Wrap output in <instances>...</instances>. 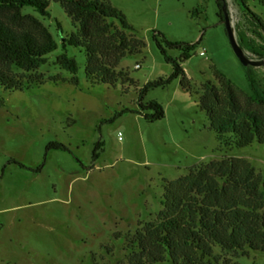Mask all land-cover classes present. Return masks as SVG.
<instances>
[{
	"label": "rangeland",
	"instance_id": "1",
	"mask_svg": "<svg viewBox=\"0 0 264 264\" xmlns=\"http://www.w3.org/2000/svg\"><path fill=\"white\" fill-rule=\"evenodd\" d=\"M50 1V16L31 6L24 11L43 21L57 49L37 69L14 67L18 75H33L23 88L0 87V264H134L127 239L136 232L151 238L150 223L165 207L167 183L212 161L229 168V194L264 214V143L256 139L239 148L221 142L201 107V93L210 82L226 104L221 74L241 89V110L264 118V106L250 100L249 68L231 44L217 0H108L144 43L117 65L131 79L114 85L88 78L84 47L63 46L76 27L64 5ZM227 1L237 40L250 57L260 59L255 49L264 47L263 29L238 0ZM247 3L264 21V0ZM155 33L185 69L190 87L183 85L182 75L151 87L144 101L160 102L165 116L149 120L145 114L151 111L140 107V91L174 70ZM167 40L193 45L190 57L181 61L182 48ZM62 53L77 60L76 74L58 63ZM115 57L108 52L107 58ZM251 69L264 93V65ZM55 140L71 152L47 151ZM218 180L222 184L224 178ZM209 259V264H264V251L215 245Z\"/></svg>",
	"mask_w": 264,
	"mask_h": 264
},
{
	"label": "trees",
	"instance_id": "2",
	"mask_svg": "<svg viewBox=\"0 0 264 264\" xmlns=\"http://www.w3.org/2000/svg\"><path fill=\"white\" fill-rule=\"evenodd\" d=\"M54 1L64 5L76 27V31L63 39V46L70 44L85 48L88 78L93 82L113 85L118 80H130L129 73L118 70L117 65L127 55L140 52L144 43L133 36V27L124 13L108 0ZM238 1L264 31L262 17L249 7L247 0ZM50 3V0H0V87L6 90L23 88L25 79L33 75H18L14 67L24 71L37 69L47 62V55L57 49L58 42L43 21L35 14L24 11L25 7L31 6L41 15L50 16ZM217 3L219 16L224 20L225 0H217ZM154 38L166 59L173 63L174 70L170 76L149 81L141 89L140 107L151 111L145 114L149 120L165 116L160 102L144 101L151 87L169 83L180 75L183 76V85L190 87L179 60L167 53L157 33ZM167 43L171 47L182 48L181 61L190 57L193 45L171 40ZM109 51L115 52V59L107 58ZM255 53L264 58V47L255 49ZM58 63L73 74L78 72L77 60L67 53L58 56ZM252 66H248L252 90L250 100L264 106V93L257 87ZM218 75L226 104H223L217 87L211 82L206 84L200 99L201 107L209 114L221 142L239 148L251 145L256 139L264 143L262 115L255 110L242 111L239 103L241 89L230 79ZM73 80L77 82V76ZM2 103L0 98V105ZM100 147L101 142L95 148L94 160L100 155ZM51 149L71 152L68 145L56 140L48 143L47 151ZM15 162L25 166L20 161ZM228 169L221 162L203 163L194 167L188 175L167 183L163 195L165 207L159 219L150 223L148 234L151 238L144 236V232H136L127 239V247L136 257L134 264H209L215 245L230 251L246 246L264 251V214H260L255 205L229 194L227 186L230 185V178L225 177ZM220 177L224 178L222 184L218 180Z\"/></svg>",
	"mask_w": 264,
	"mask_h": 264
},
{
	"label": "water",
	"instance_id": "3",
	"mask_svg": "<svg viewBox=\"0 0 264 264\" xmlns=\"http://www.w3.org/2000/svg\"><path fill=\"white\" fill-rule=\"evenodd\" d=\"M223 9L225 12L224 20L226 30L228 33V36L230 38L231 44L238 55L240 61L245 66L253 65V66H262L264 65V58L256 59L249 56V54L244 50V48L240 45L239 41L237 40V37L235 35V31L233 28V23L231 20V15L229 12V5L228 1L225 0V3L223 5Z\"/></svg>",
	"mask_w": 264,
	"mask_h": 264
},
{
	"label": "built area",
	"instance_id": "4",
	"mask_svg": "<svg viewBox=\"0 0 264 264\" xmlns=\"http://www.w3.org/2000/svg\"><path fill=\"white\" fill-rule=\"evenodd\" d=\"M202 53H204V52H202ZM140 65L139 64H136V67H139ZM120 134V133H119ZM119 138H121V136H119Z\"/></svg>",
	"mask_w": 264,
	"mask_h": 264
}]
</instances>
